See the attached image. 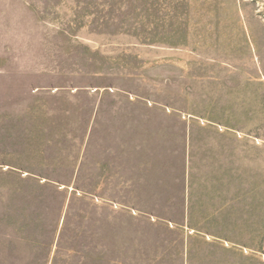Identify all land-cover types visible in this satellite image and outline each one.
I'll use <instances>...</instances> for the list:
<instances>
[{"label":"rangeland","instance_id":"374dc122","mask_svg":"<svg viewBox=\"0 0 264 264\" xmlns=\"http://www.w3.org/2000/svg\"><path fill=\"white\" fill-rule=\"evenodd\" d=\"M0 264H264V0H0Z\"/></svg>","mask_w":264,"mask_h":264}]
</instances>
